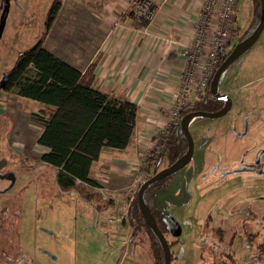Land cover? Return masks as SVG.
Returning a JSON list of instances; mask_svg holds the SVG:
<instances>
[{
  "label": "rangeland",
  "instance_id": "rangeland-1",
  "mask_svg": "<svg viewBox=\"0 0 264 264\" xmlns=\"http://www.w3.org/2000/svg\"><path fill=\"white\" fill-rule=\"evenodd\" d=\"M8 2L0 36V77L42 37L52 0ZM232 11L237 34H250L260 18L259 0H236ZM128 51L123 44L113 57ZM160 68H147L143 78L139 71L146 101L138 106L137 126L124 148L104 147L93 163L90 176L98 185L82 184L94 193L90 201L61 190L55 168L40 160L42 150L35 144L40 104L15 88H0V172L14 175L12 183L0 178V264H153L151 237L143 225L136 227L137 221L127 219L126 209L153 174L148 159L171 128L167 124L176 90L167 86L168 73ZM34 74L30 65L25 76ZM210 80L205 95L192 96L180 118L194 101L212 96ZM218 84L226 89L222 92L230 108L220 116L191 121L190 160L146 200L168 226L165 237L174 242L170 264H264V249L258 247L264 243V25L253 44L225 66ZM136 92L119 97L133 100ZM168 102L170 107L163 110ZM23 149L34 154L25 158ZM166 165L163 157L156 171ZM174 225L179 234H171ZM218 227L224 230L220 240ZM161 249L160 244L156 252Z\"/></svg>",
  "mask_w": 264,
  "mask_h": 264
},
{
  "label": "trees",
  "instance_id": "trees-1",
  "mask_svg": "<svg viewBox=\"0 0 264 264\" xmlns=\"http://www.w3.org/2000/svg\"><path fill=\"white\" fill-rule=\"evenodd\" d=\"M60 3V0H52L45 20L46 30L55 19ZM45 32L30 48L17 56L7 71L1 89L9 91L15 88L18 94L42 103L41 115L36 117V120L43 124L37 138V143L45 148L40 159L55 168L56 184L61 190L73 191L84 201H90L94 193L85 190L82 185H98L90 176V166L98 159L104 147L124 148L128 144L135 126L138 105L128 99L110 98L106 93L91 86L95 77V61L90 63L83 73L65 62H56L42 47ZM230 46L224 49L220 62ZM30 65L35 69L33 77L25 76ZM221 106L222 103L217 98L197 99L183 114L196 109L214 111ZM186 150L187 140L178 122L170 128L156 155L148 159L147 166L153 165L151 172L154 173L163 157L170 163L183 156ZM172 176L173 174L164 176L145 188L143 197L147 205L149 189L165 187ZM155 214L152 213L164 233L166 226L160 225L161 215ZM126 217L130 222L137 221L136 227L143 225L146 228L153 242L157 244L155 249L158 250L160 243L141 215L137 192L128 203ZM221 232L220 230L219 233ZM133 238L134 236L131 240ZM221 238L222 236L218 237L219 240ZM258 247L264 249V243ZM155 253L158 256L155 264H163V250Z\"/></svg>",
  "mask_w": 264,
  "mask_h": 264
},
{
  "label": "crops",
  "instance_id": "crops-1",
  "mask_svg": "<svg viewBox=\"0 0 264 264\" xmlns=\"http://www.w3.org/2000/svg\"><path fill=\"white\" fill-rule=\"evenodd\" d=\"M60 1L56 17L42 38V47L56 62H65L83 73L95 61V77L91 86L110 98L131 97L137 89L136 98L134 96L131 101L139 107L142 100L146 101L145 78L142 84L138 80L141 69L140 76L143 78L147 68L151 72L160 65L162 71L168 73L167 86L176 90L184 67L186 48L192 41V33L202 9V0H152L155 15L151 22L136 17L132 10L133 0ZM123 44L129 51L114 58L115 51ZM217 88L226 92V89L220 88L218 81ZM25 98L39 103L40 109L43 107L39 101ZM169 107L168 102L162 108L167 110ZM38 114L41 115V112ZM39 124L41 130L35 144L42 150L39 152L40 158L45 148L37 143L43 129V124ZM32 153L23 149L22 156L26 158ZM96 160L92 162L90 172Z\"/></svg>",
  "mask_w": 264,
  "mask_h": 264
},
{
  "label": "built area",
  "instance_id": "built-area-1",
  "mask_svg": "<svg viewBox=\"0 0 264 264\" xmlns=\"http://www.w3.org/2000/svg\"><path fill=\"white\" fill-rule=\"evenodd\" d=\"M235 1L202 0V9L192 33V41L184 55L183 71L173 93V117L169 116L171 121L167 124L168 128L178 124L180 110L189 103L192 96L201 98L205 95V87L220 63L224 49L229 45L230 35L236 29L232 11ZM132 10L138 19L147 22L154 19L152 0H133Z\"/></svg>",
  "mask_w": 264,
  "mask_h": 264
},
{
  "label": "water",
  "instance_id": "water-1",
  "mask_svg": "<svg viewBox=\"0 0 264 264\" xmlns=\"http://www.w3.org/2000/svg\"><path fill=\"white\" fill-rule=\"evenodd\" d=\"M259 4H260V18L257 26L250 34H248L247 36L239 40L237 43H235L234 46H232V48L224 56L222 62L217 66V68L213 72L212 78L210 80L209 88L211 93H213L216 98L223 99L225 102L224 103L225 106L215 111H206V110L197 109L184 113L181 116L179 123L181 127V132L185 135L187 140V151L183 156L178 158L176 161L172 162L171 164L159 169L152 175L148 176L144 180V182L140 184L137 190V202L139 205L141 215L145 220L146 224L155 233V235L159 239V242L161 243L164 254L163 264H169L170 262V251H169L168 242L162 231L159 229L156 220L153 217L148 205L144 201V197H143L144 190L150 183L154 182L155 180H158L159 178L174 173L176 170L180 169L190 160L193 152V141L188 127L192 117L194 116L216 117L224 114L230 108L231 101L228 98L227 94L216 91L217 81L219 79V75L221 74L225 66L229 62H231L236 56H238L240 53L246 50L249 46H251L258 37L264 25V0H259ZM8 5H9L8 0H0V36L7 15ZM6 75L7 72L2 73V76L0 78V88L4 86ZM0 178H8L10 179L11 183L14 181V175L12 172H0ZM171 231L173 234H177L179 232V226H176V228L172 229Z\"/></svg>",
  "mask_w": 264,
  "mask_h": 264
},
{
  "label": "flooded vegetation",
  "instance_id": "flooded-vegetation-1",
  "mask_svg": "<svg viewBox=\"0 0 264 264\" xmlns=\"http://www.w3.org/2000/svg\"><path fill=\"white\" fill-rule=\"evenodd\" d=\"M259 7H260V4H259ZM234 17H235V15H234ZM253 24V23H252ZM252 24H250V25H247V27H245V29H247L248 27H250ZM245 29L243 30V31H245ZM237 32H239V30L237 31V28L234 30V34H233V36H232V38L229 40V45H228V47L232 44V42H233V40H235V41H237L238 42V40L241 38H243L244 36H243V32L241 33V35L239 36L238 34H237ZM220 64V63H219ZM3 73V72H2ZM1 76H2V74H1ZM1 78V77H0ZM6 79V78H5ZM220 92L221 93H223L221 90H220ZM215 96H214V94H212V96H205L204 98H202V99H204V100H209V99H212V98H214ZM216 98V97H215ZM217 99H219L220 100V102L223 104V101H222V99L221 98H217ZM197 110V109H196ZM202 110V109H201ZM215 111V110H214ZM192 123V122H191ZM190 125V124H189ZM187 151V150H186ZM193 153V152H192ZM185 154V153H184ZM177 160V159H176ZM175 160V161H176ZM174 162V161H173ZM172 162H167V165H169V164H171ZM166 165V166H167ZM177 171V170H176ZM175 171V172H176ZM173 174V173H172ZM170 175V174H169ZM163 188V187H162ZM161 188V189H162ZM155 188H150L149 189V192H148V197L150 198L153 194H156V193H153V190H154ZM157 189H159V188H157ZM151 213H152V211H151ZM154 217V216H153ZM160 221V223H161V221L162 220H159ZM157 223V222H156ZM158 225V224H157ZM161 226H166V230H165V232L163 233L164 234V236H166V234L167 233H169L168 232V226L165 224V223H161L160 224ZM176 226H178V225H174V226H172L173 228L172 229H174V228H176ZM159 227V226H158ZM146 229V228H145ZM151 229V228H150ZM160 229V228H159ZM164 229H165V227H164ZM171 229V230H172ZM161 230V229H160ZM222 231L221 233H219V231ZM162 231V230H161ZM171 232V234H173L172 233V231H170ZM179 232H180V227H179ZM179 232L177 233V234H179ZM223 233H224V230L221 228V227H218V228H216L215 229V234H217L219 237L220 236H222L223 235ZM149 234V233H148ZM155 234V233H154ZM150 235V234H149ZM173 235H176V234H173ZM150 237H151V235H150ZM157 237V236H156ZM166 238V237H165ZM158 239V238H157ZM172 239H174V238H172ZM151 240H152V243H151V247L153 248V250H152V254H153V264H155V263H157V261H158V256H157V254L155 253V251H156V246H157V244L155 243V242H153V239H152V237H151ZM167 240V239H166ZM158 241H159V239H158ZM167 242H168V246H169V251H170V260H171V257H172V252H171V249H170V247L173 245V241L170 239V241H168L167 240ZM160 243V242H159ZM161 244V243H160ZM163 250V249H162ZM163 260H164V254H163ZM169 264H170V262H169Z\"/></svg>",
  "mask_w": 264,
  "mask_h": 264
},
{
  "label": "bare ground",
  "instance_id": "bare-ground-1",
  "mask_svg": "<svg viewBox=\"0 0 264 264\" xmlns=\"http://www.w3.org/2000/svg\"><path fill=\"white\" fill-rule=\"evenodd\" d=\"M196 117H198V116H194V117H192L191 121H192L193 119H195Z\"/></svg>",
  "mask_w": 264,
  "mask_h": 264
}]
</instances>
